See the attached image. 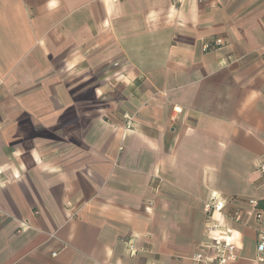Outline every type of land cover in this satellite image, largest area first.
Listing matches in <instances>:
<instances>
[{"label":"crops","instance_id":"obj_1","mask_svg":"<svg viewBox=\"0 0 264 264\" xmlns=\"http://www.w3.org/2000/svg\"><path fill=\"white\" fill-rule=\"evenodd\" d=\"M262 156L264 0H0V264H264Z\"/></svg>","mask_w":264,"mask_h":264},{"label":"built area","instance_id":"obj_2","mask_svg":"<svg viewBox=\"0 0 264 264\" xmlns=\"http://www.w3.org/2000/svg\"><path fill=\"white\" fill-rule=\"evenodd\" d=\"M222 44L221 38H216L212 41L205 42L202 45V49L204 51L211 50L217 46H220ZM174 111L180 112L181 107L175 106ZM127 120H130L131 118L128 116H125ZM129 123V122H128ZM126 124V128H129L130 125ZM257 170L260 172V174L264 177V156L260 158L257 164ZM227 199L219 196V195H212L211 198H209L204 203V210L206 213L205 217V227L206 230L211 231H219L221 225L215 221L212 218V214L217 211H221L226 204ZM249 203L252 206L256 205V200L252 199L249 200ZM238 212L233 211L230 217L237 218ZM130 249H132V246H129ZM211 249L213 251V254L211 256H207L203 254L202 252L196 251L191 256V262L192 264H228V262L235 260L236 253H235V245L228 240V237L225 234H220L218 237L214 239V241L211 244ZM257 250L260 252H264V235H260L259 241L257 243ZM52 255H56L55 252L52 253Z\"/></svg>","mask_w":264,"mask_h":264}]
</instances>
